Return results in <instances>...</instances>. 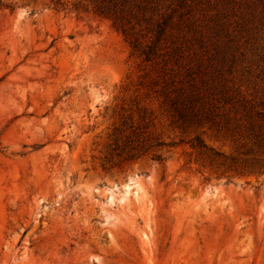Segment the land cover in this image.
<instances>
[{"label":"rangeland","instance_id":"374dc122","mask_svg":"<svg viewBox=\"0 0 264 264\" xmlns=\"http://www.w3.org/2000/svg\"><path fill=\"white\" fill-rule=\"evenodd\" d=\"M98 1L0 0V264H264V0Z\"/></svg>","mask_w":264,"mask_h":264},{"label":"trees","instance_id":"16d2710c","mask_svg":"<svg viewBox=\"0 0 264 264\" xmlns=\"http://www.w3.org/2000/svg\"><path fill=\"white\" fill-rule=\"evenodd\" d=\"M139 1L142 3L143 0ZM98 2L99 3L94 6V12L98 16L118 19V14L120 12L119 10L127 2V0H109L107 1V3H105V1L99 0ZM199 144L201 143L197 142V145Z\"/></svg>","mask_w":264,"mask_h":264}]
</instances>
